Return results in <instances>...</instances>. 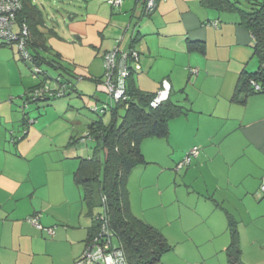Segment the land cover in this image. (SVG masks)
Here are the masks:
<instances>
[{
	"label": "crops",
	"instance_id": "crops-1",
	"mask_svg": "<svg viewBox=\"0 0 264 264\" xmlns=\"http://www.w3.org/2000/svg\"><path fill=\"white\" fill-rule=\"evenodd\" d=\"M32 1L40 8L38 0ZM80 1L84 6L71 11L66 22L72 45L88 54L115 47L139 51L142 69L132 84L158 92L167 80L172 100L185 109L169 121L167 137L143 141L148 164L131 172L128 188L137 184L143 192L154 182L158 192L152 197L162 198L161 184L169 179L179 202L178 186L200 195L195 185L201 182V221L214 217L220 228L224 221L210 236L222 243L218 252L231 244L232 217L244 264H264V93L234 98L243 73L259 67L254 37L241 22L240 9L250 11L263 0H245L248 8L241 0H159L149 15L144 0H121L117 6L108 0ZM18 58L13 50L8 60ZM22 84L16 92L11 86L0 91V264H75L86 249L92 215L87 213L83 224L87 236L77 235L74 213L63 222L61 211L85 204L75 173L80 157L91 155L90 139L83 138L88 124L64 120L80 114L82 107L76 106L81 101L73 93H83L76 86L66 101L56 102L63 109L54 107L53 120L65 125L55 128L49 110L42 111L39 102L44 101L29 98L31 89ZM95 98L96 105L102 102V96ZM194 146L200 147L198 157L177 172Z\"/></svg>",
	"mask_w": 264,
	"mask_h": 264
},
{
	"label": "trees",
	"instance_id": "trees-1",
	"mask_svg": "<svg viewBox=\"0 0 264 264\" xmlns=\"http://www.w3.org/2000/svg\"><path fill=\"white\" fill-rule=\"evenodd\" d=\"M21 1L23 7L18 18L20 21L25 20L30 28L31 63L39 68L43 64H48L59 72L58 76L53 78L47 71L41 69L45 79L31 88L29 98L45 102L77 92L74 76L68 77L73 72L64 65L65 57L59 51L52 53L44 38L45 33L41 28L46 26V21L42 10L32 0ZM229 3L235 6V3ZM240 12L241 22L254 37V54L259 61V67L255 72L246 71L239 80L234 98L242 95L243 100L249 95L264 93V0L254 2L250 11L240 9ZM21 58L28 61L24 57ZM139 71L141 69L132 70L128 77L126 100L119 101L116 105L104 103L101 110L98 105L93 109L99 118L87 125V134L83 137L92 141L93 154L80 157L75 180L83 189L84 203L92 215L85 250H89L96 236L105 238L101 233L105 235L109 233L111 237L118 238L116 248L123 250L126 264H156L172 250V246L160 229L133 213L128 180L133 170L148 164L141 147L143 141L150 137H167L169 121L183 114L185 109L172 100L171 92L167 100L162 101L157 107H152L150 102L157 92H144L132 84L133 77ZM46 79L60 80L59 88L63 93L54 96L35 95V91L45 85ZM96 81L101 82V79ZM255 84H258L260 89L257 90ZM108 112L111 114L107 122L105 115ZM192 162L179 169L176 167L177 172L189 167ZM98 208L102 211L95 212ZM228 228L232 236L231 244L226 250L228 264H244L241 259L236 221L232 217L229 218ZM82 260H85L84 254L75 264Z\"/></svg>",
	"mask_w": 264,
	"mask_h": 264
},
{
	"label": "rangeland",
	"instance_id": "rangeland-1",
	"mask_svg": "<svg viewBox=\"0 0 264 264\" xmlns=\"http://www.w3.org/2000/svg\"><path fill=\"white\" fill-rule=\"evenodd\" d=\"M38 4L44 13L46 21V26L42 30L45 33L44 38L47 45L51 48L52 53L59 51L65 56V61H63L64 65L73 72L68 77L74 76L73 81L76 86H78V91L83 93L81 97L73 93L76 96L75 100L78 99L81 101V104L76 106L82 107L80 111L77 110L80 112V114L76 115L78 118L76 117L75 120H72L71 116V119L65 118L64 122L66 124H73V122L81 120L83 122L82 125H84V123L89 124L99 118V115L93 110L96 106L95 97L102 96L103 98L101 99L103 103L100 102V104H98L100 110L104 103H110V101L113 100L104 82L96 81L97 79L105 80L104 51L100 54L97 52L89 53L93 54L92 56L85 52L80 46L75 44L72 45L74 39L67 34L66 22L69 20L71 11L79 8V5H83L80 0H38ZM241 4L245 8H248V4L245 0H241ZM13 50H15L17 58L20 57L17 62L15 59L11 61L8 60V57L13 54ZM74 63H78L79 65H75ZM41 69L47 71L53 78L57 77L59 74L56 69L48 64H43ZM33 71L34 65L30 61H24L21 58L16 44L15 46L0 45V91L5 89V87L11 86L13 91L16 92L23 88L22 81H24L25 85H28V89H31L41 81L40 77L33 76ZM53 85H56V83L53 82ZM69 97L70 95L64 98L53 99L50 101L52 104H50L49 101L39 102L44 106L42 111H45L44 109L46 108L49 110V115L47 116L48 119L52 120V127L62 128V126L65 125V123L61 121L53 120L55 115L53 116L52 114H54L53 110L56 107L58 109H63L61 104H57L56 102L58 100L66 101ZM16 101L22 103L24 100L22 98H17ZM29 103L30 106L36 104V102L32 101H29ZM75 114L73 113L72 115ZM110 114L111 113L108 112L105 115V121H109ZM74 118L73 116V119ZM78 126L79 130L84 131L83 126L80 124ZM65 135L61 138H65ZM88 146L89 153L93 154L92 141H88ZM152 166L154 168L153 171L157 170V165ZM149 183L150 184L143 189V192L141 187L137 184L131 185L128 189L129 196L133 200L135 214L140 215L138 217L145 221L149 220L152 223L151 225L160 229L172 246V250L166 253L161 261L156 264H228L226 251L218 252L221 249L222 243L217 241V237L214 239L210 237L213 231L219 232L221 228H223L224 221L223 224L221 223V228L219 223L214 222V217H209V223L201 221V182L200 185L198 183L195 185V189L200 195L194 192L188 194L184 186H178V188H180L178 192L179 202L176 201V195L173 192L174 188L170 185L169 179L168 182H163L161 184V188L164 191L162 198L159 196L155 198L152 197V194L158 191L157 187L154 186V182ZM70 211L74 213L72 216L74 224L76 227H79L75 230L78 233L77 235L85 233L84 235L87 236V229L85 225H83L88 221L86 214L89 213V210L86 205L75 203L64 206L61 211L62 219H64L62 220L63 222L68 221L66 219L70 216ZM99 211H102V209L98 208L95 210V212ZM80 217L82 218L81 221ZM81 222L83 228H80L79 223ZM45 231L47 232V229ZM112 239L114 247H117L118 238L113 236ZM84 251L81 250V256L84 254Z\"/></svg>",
	"mask_w": 264,
	"mask_h": 264
},
{
	"label": "built area",
	"instance_id": "built-area-1",
	"mask_svg": "<svg viewBox=\"0 0 264 264\" xmlns=\"http://www.w3.org/2000/svg\"><path fill=\"white\" fill-rule=\"evenodd\" d=\"M159 0H144L145 2V15H149L157 6ZM108 2L117 6L121 4V0H108ZM23 7L21 0H0V43L16 44L21 57L32 62L29 51V40L31 38L30 28L25 20L20 21L18 14ZM104 85L108 93L113 98L110 103L116 105L119 101L127 99V80L132 70L142 69L140 63V53L134 49L122 50L115 48L104 54ZM133 68H132V67ZM132 68V69H131ZM34 77L45 79V74L41 68L34 66ZM59 81L53 79H46L43 87L35 91V95L48 94L50 96L59 95L63 93L59 88ZM53 82L56 85H53ZM64 87V86H63ZM258 90L260 86L255 84ZM171 92V85L167 80L162 83V88L157 92V95L151 100L150 105L157 107L162 101L169 98ZM56 93V94H55ZM96 109V108H95ZM200 147L194 146L186 154L185 158L177 165V169L189 165L194 158L198 157ZM261 193L264 194V180L260 186ZM35 221H37L35 219ZM47 231L51 234L54 233L53 229L48 228ZM101 235L105 238L95 237L89 248L84 251L85 260L78 264H126L124 252L122 249L116 248L113 245V239L109 233Z\"/></svg>",
	"mask_w": 264,
	"mask_h": 264
}]
</instances>
